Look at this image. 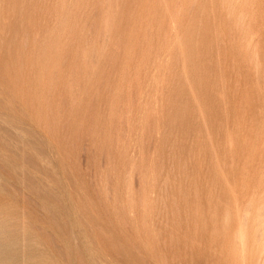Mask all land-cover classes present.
Masks as SVG:
<instances>
[{
	"label": "rangeland",
	"instance_id": "obj_1",
	"mask_svg": "<svg viewBox=\"0 0 264 264\" xmlns=\"http://www.w3.org/2000/svg\"><path fill=\"white\" fill-rule=\"evenodd\" d=\"M0 264H264V0H0Z\"/></svg>",
	"mask_w": 264,
	"mask_h": 264
},
{
	"label": "bare ground",
	"instance_id": "obj_2",
	"mask_svg": "<svg viewBox=\"0 0 264 264\" xmlns=\"http://www.w3.org/2000/svg\"><path fill=\"white\" fill-rule=\"evenodd\" d=\"M51 4V3H50ZM96 14V13H95ZM103 20V19H102ZM172 30V29H171ZM128 36V35H127ZM135 37V36H134ZM112 38V37H111ZM112 45V44H111ZM95 63V62H94ZM104 160V159H103ZM132 166H133V164H132ZM142 181V180H141ZM142 183V182H141ZM134 194V193H133ZM70 197V196H69ZM126 197V196H125Z\"/></svg>",
	"mask_w": 264,
	"mask_h": 264
}]
</instances>
